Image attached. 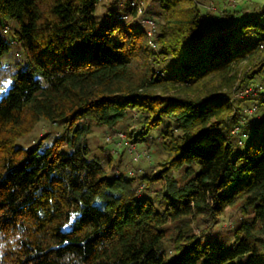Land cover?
<instances>
[{
  "label": "trees",
  "instance_id": "1",
  "mask_svg": "<svg viewBox=\"0 0 264 264\" xmlns=\"http://www.w3.org/2000/svg\"><path fill=\"white\" fill-rule=\"evenodd\" d=\"M145 1L155 49L130 0H0V264H264V98L234 99L264 79V0ZM42 119L60 134L19 147ZM96 124L154 169L94 157Z\"/></svg>",
  "mask_w": 264,
  "mask_h": 264
},
{
  "label": "rangeland",
  "instance_id": "2",
  "mask_svg": "<svg viewBox=\"0 0 264 264\" xmlns=\"http://www.w3.org/2000/svg\"><path fill=\"white\" fill-rule=\"evenodd\" d=\"M115 0H100L99 6L97 8V12L101 14L105 10V6H108L112 4ZM143 1V8H147L148 2L145 0ZM224 0H209L208 2H205L204 6L202 7L205 9L207 7H214L213 13H215V18L218 16V8L219 3H223ZM230 1V0H226ZM232 4H239L241 0H231ZM209 11L205 10L204 14H207ZM140 18V22L143 24L145 16L137 17ZM146 28L147 25H144ZM8 31V35L11 34V32L14 29L13 23H10L9 27L6 28ZM243 68V65H242ZM241 68V70H242ZM241 76V72L240 75ZM130 123V122H127ZM123 128V125L121 127H116L114 129H110L106 126L101 125H93L90 135L88 136V142L90 145V148L92 150V155L99 156L101 158L113 155L114 159H116V163L120 161V167L118 169L120 170H127L130 174L136 175L142 173V171L146 169H154L156 161L161 157L160 154L156 151V148H147L145 145H134L132 148V151L130 150V147L126 144L125 141L129 142L126 134L121 131ZM62 128L59 125L56 124H50L45 120H41L37 125L36 128H34L30 133L22 137L18 140L17 144L19 147L28 148L31 146H34L35 144L39 143V141L44 140V145H50L55 138L60 134ZM122 132L125 134V139L123 142H121L120 139L116 136L117 133ZM112 136V142H107L106 138L108 136ZM63 152L66 153V146L63 149ZM120 153L122 155L120 156ZM135 153H146L147 157L142 156L138 161L135 160ZM122 160V161H121ZM242 217L236 208L228 209L226 211V214L220 218V222L213 227L212 233L209 235L210 238L215 239H221L223 241L228 242L230 245L233 244V240L231 236L233 234V231L236 229V227L242 223ZM202 228L196 227L194 228L195 234H202L201 233ZM175 233V229L173 226H171L167 230V235L170 236ZM169 242V241H168ZM166 242V246L170 249V243Z\"/></svg>",
  "mask_w": 264,
  "mask_h": 264
},
{
  "label": "built area",
  "instance_id": "3",
  "mask_svg": "<svg viewBox=\"0 0 264 264\" xmlns=\"http://www.w3.org/2000/svg\"><path fill=\"white\" fill-rule=\"evenodd\" d=\"M129 5H130L131 8H134V9L137 10L138 17L143 16L142 14H143L144 9H145V8H143V1H141V0H130V4ZM205 9L208 10V11H213L214 7H207ZM119 19L126 20L127 17L124 16V15H120ZM142 25L143 26L144 25L148 26L147 27V34L152 39L151 46H152L153 49L157 48V42H155L153 40L154 34L157 31L156 30L157 25H156L155 20H153L151 18H145V20H144ZM263 78H264V76H263ZM246 98H252L253 100H257L258 98H262V99L264 98V79L260 83H255V84L246 86L243 89H237V87H235V89H234V99H246ZM257 110H258V104H257V102H255L253 104V106L251 108H249L248 111H247L248 115L255 122H258L259 119H260L257 116V113H256ZM239 131H240L239 126H236L234 128L233 132L237 134V133H239ZM116 136L118 137V139L121 140V142H123L124 139H125V134H123L122 132L117 133ZM106 140L110 144V142H112V136L109 135L106 138ZM125 142L130 147V150L132 151V148H133L134 144H132L130 141L129 142L125 141ZM142 156L147 157V154L146 153H135V160L138 161Z\"/></svg>",
  "mask_w": 264,
  "mask_h": 264
},
{
  "label": "clouds",
  "instance_id": "4",
  "mask_svg": "<svg viewBox=\"0 0 264 264\" xmlns=\"http://www.w3.org/2000/svg\"><path fill=\"white\" fill-rule=\"evenodd\" d=\"M7 248V244L0 242V260L3 259L4 252L7 250ZM65 259H67V257H65Z\"/></svg>",
  "mask_w": 264,
  "mask_h": 264
},
{
  "label": "snow or ice",
  "instance_id": "5",
  "mask_svg": "<svg viewBox=\"0 0 264 264\" xmlns=\"http://www.w3.org/2000/svg\"><path fill=\"white\" fill-rule=\"evenodd\" d=\"M73 215H75V214H73Z\"/></svg>",
  "mask_w": 264,
  "mask_h": 264
}]
</instances>
